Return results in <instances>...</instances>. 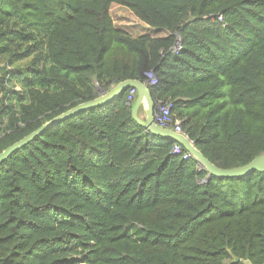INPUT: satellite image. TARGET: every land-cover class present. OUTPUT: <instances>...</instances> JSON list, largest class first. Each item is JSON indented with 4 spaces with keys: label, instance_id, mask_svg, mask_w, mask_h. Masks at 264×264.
<instances>
[{
    "label": "trees",
    "instance_id": "16d2710c",
    "mask_svg": "<svg viewBox=\"0 0 264 264\" xmlns=\"http://www.w3.org/2000/svg\"><path fill=\"white\" fill-rule=\"evenodd\" d=\"M113 4L151 30L117 26ZM146 71L215 165L264 153V0H0V153ZM129 90L0 164V264H264V171L202 182Z\"/></svg>",
    "mask_w": 264,
    "mask_h": 264
},
{
    "label": "water",
    "instance_id": "95a60500",
    "mask_svg": "<svg viewBox=\"0 0 264 264\" xmlns=\"http://www.w3.org/2000/svg\"><path fill=\"white\" fill-rule=\"evenodd\" d=\"M181 41L177 42V46H179ZM146 75V73H145ZM147 76V75H146ZM154 83H151L150 78L147 76V79H126L115 85L110 91H98V96L95 98L81 102L72 108L60 113L55 116L53 119L45 122L37 129L24 136L22 139L16 141L15 143L8 146L4 151L0 153V164L3 163L12 153L27 145L29 142L34 140L37 136L42 134L46 129L51 127L56 122L69 118L75 114H77L81 110H86L109 101L114 100L118 96H120L123 92H125L129 88L137 89V98L133 102L132 100H127V104L133 105L132 107V117L138 122L140 125L145 127L148 131L158 134L160 136H164L167 138H171L174 141H178L183 145L185 150L191 153V155L198 162L199 170H206L208 172V178L203 179L202 182L209 180L212 176L218 177H239L244 176L249 173H253L255 171H264V153L255 157L250 163L235 167L231 169H222L215 165L212 161H210L202 151L196 146L195 142L192 141L188 135L182 132H176L172 128H163L161 127L155 119V113L161 105V101L158 102L155 100L152 94V87ZM147 100L148 106L145 105L143 100ZM146 106L147 115L146 118L143 119L139 116V109L141 106ZM239 260V258H236Z\"/></svg>",
    "mask_w": 264,
    "mask_h": 264
},
{
    "label": "built area",
    "instance_id": "2783aa9c",
    "mask_svg": "<svg viewBox=\"0 0 264 264\" xmlns=\"http://www.w3.org/2000/svg\"><path fill=\"white\" fill-rule=\"evenodd\" d=\"M146 75L150 78L151 83H155L157 80V76L155 75L154 71H146ZM137 98V89L136 88H130L127 100L135 101ZM161 105L159 106L158 110L155 113V119L156 122L163 128H172L176 132H182L186 134L180 125L179 121H175L173 114L171 112L172 108V101H161ZM187 135V134H186ZM176 145L174 147L175 152H181L182 150H185L183 145L179 143L178 141H175ZM186 153L184 155L185 158H188L191 155L190 152L185 150Z\"/></svg>",
    "mask_w": 264,
    "mask_h": 264
},
{
    "label": "rangeland",
    "instance_id": "374dc122",
    "mask_svg": "<svg viewBox=\"0 0 264 264\" xmlns=\"http://www.w3.org/2000/svg\"><path fill=\"white\" fill-rule=\"evenodd\" d=\"M111 13L114 18V21L117 26L125 29L132 35H139L144 32H148V30H151L148 28V26L140 21L133 12L128 9L127 7H124L119 4H113L111 8ZM28 61H22L18 63L19 65L23 66L27 64ZM1 63H5L4 60H1ZM21 86L18 84L16 85V90H20ZM140 115H143L142 111H140ZM2 128V126L0 127Z\"/></svg>",
    "mask_w": 264,
    "mask_h": 264
},
{
    "label": "crops",
    "instance_id": "0c3cea01",
    "mask_svg": "<svg viewBox=\"0 0 264 264\" xmlns=\"http://www.w3.org/2000/svg\"><path fill=\"white\" fill-rule=\"evenodd\" d=\"M140 111H142L143 115H140ZM146 115H147V108H146V106L145 105L144 106H141V108L139 109V116L141 118L145 119L146 118Z\"/></svg>",
    "mask_w": 264,
    "mask_h": 264
},
{
    "label": "bare ground",
    "instance_id": "6f19581e",
    "mask_svg": "<svg viewBox=\"0 0 264 264\" xmlns=\"http://www.w3.org/2000/svg\"><path fill=\"white\" fill-rule=\"evenodd\" d=\"M143 101H144L145 105L148 106L147 100L144 99Z\"/></svg>",
    "mask_w": 264,
    "mask_h": 264
}]
</instances>
